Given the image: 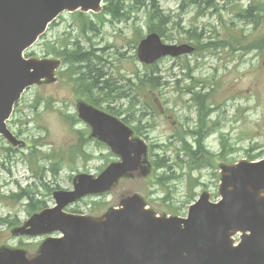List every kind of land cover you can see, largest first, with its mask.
I'll list each match as a JSON object with an SVG mask.
<instances>
[{
	"label": "rangeland",
	"instance_id": "obj_1",
	"mask_svg": "<svg viewBox=\"0 0 264 264\" xmlns=\"http://www.w3.org/2000/svg\"><path fill=\"white\" fill-rule=\"evenodd\" d=\"M160 1L165 13L172 15L164 41L193 43L196 55L165 57L153 65L140 62L137 46L149 25L146 12L135 9L129 19L93 14L92 23L65 12L27 51L42 58L47 45L51 49L76 41L85 50L100 49L96 51L100 60H94L97 66L89 63L90 68L96 74L99 69L110 87L124 86L127 96L112 100L106 94L109 89L102 90L103 82L95 88L89 78L79 79L90 69L83 63L71 67L65 63L56 72V82L45 80L26 90L8 122L20 145L0 136V219L7 220L6 224L0 220V249L21 248L33 258L48 237L15 233L33 212L29 201L20 199L24 191L44 207H52L54 191L72 189L76 175L97 176L118 161L80 118L81 102L91 104L92 99L104 108L111 106L120 112L119 118H127L133 137L152 147L142 171L123 177L103 195L71 204L68 212L101 217L119 206L123 197L137 193L159 215L185 216L191 196L197 199L207 191L212 200L219 198L223 165L264 156V9L260 7L264 0H225L227 5L218 0L221 5H202L203 9L184 0ZM182 3L184 11L179 9ZM250 6L253 21L245 18ZM215 41L216 47L207 45ZM152 70L158 72L161 84L143 86L140 77ZM15 147L16 152L8 150ZM194 149L200 153L196 159L188 154ZM154 161L161 169H155Z\"/></svg>",
	"mask_w": 264,
	"mask_h": 264
},
{
	"label": "water",
	"instance_id": "obj_2",
	"mask_svg": "<svg viewBox=\"0 0 264 264\" xmlns=\"http://www.w3.org/2000/svg\"><path fill=\"white\" fill-rule=\"evenodd\" d=\"M103 0H0V135L14 145L19 140L7 126L22 93L43 79L56 80L60 62L25 59L23 53L62 12H99ZM189 44L164 43L148 34L138 45V57L153 64L165 56L190 53ZM80 117L92 135L121 157L97 177L80 174L74 189L56 191L57 205L35 213L21 235L59 232L47 238L34 259L23 249H0V264H264V158L223 165L220 195L214 202L204 192L187 217L159 216L139 194L122 199L102 217L67 213L64 208L88 194L111 189L122 177L143 170L148 145L117 117L86 102ZM241 233L234 245L233 236Z\"/></svg>",
	"mask_w": 264,
	"mask_h": 264
},
{
	"label": "trees",
	"instance_id": "obj_3",
	"mask_svg": "<svg viewBox=\"0 0 264 264\" xmlns=\"http://www.w3.org/2000/svg\"><path fill=\"white\" fill-rule=\"evenodd\" d=\"M184 2L197 6V7H202V5L212 6L213 0H184ZM131 9H135V11L144 10L146 12V19L148 20L147 22L149 25V30L157 31L161 35L165 34L164 28L168 27L167 24L170 23L172 15L170 13L168 14L165 13L160 0H105L104 13L109 16H112L114 19L131 18V11H130ZM249 12L250 11L247 12V16H246L247 18L252 16V13L250 15ZM78 16L79 18H82L84 22L92 23V20H90L87 15L80 13ZM86 18L88 20H85ZM81 31L83 33L84 29H82ZM82 47L83 46L80 45V43L76 41L70 44L66 43V45H61L59 47L53 46V52L56 53V55L65 57L66 62L70 64H73L76 66V64L83 63L86 66L85 68L88 69L91 67L90 64L94 63V60H100V59L98 58V55L96 54L97 50L91 48V49H86L87 50L86 51ZM73 53H75V55ZM98 64H99V61H98ZM95 65L97 66V64ZM98 71L99 69H97V74H96L95 69L90 68L88 70V73H83L79 79L89 78L92 81V85L95 88L97 87L98 84L103 82L102 84H105L106 86L103 87L102 90L108 88L109 90L106 92V94L110 98L115 99V98H120L121 96H124V95L127 96V94L124 93V86L118 85L115 88L110 87L108 85L110 80L103 79L104 76L98 73ZM87 74H88V77L86 76ZM157 75H158V72L152 70V72L146 74V76L142 78L140 77V82L143 86H147V85L152 86V87L157 86L161 84L160 77ZM113 92H121V94H119V96H115L113 95ZM90 101H92L93 103L95 102L92 99ZM188 154L191 156V158H194V159L200 156L199 150H196V151L193 150V152L189 151ZM157 166L158 168H161L159 163H157ZM14 195L15 194H13V196ZM19 196H20V199L22 200H25V199L29 200L27 207L29 209H32L33 211L44 207L43 205L44 203L42 201H34V199L31 197L29 192L24 191V193ZM189 200L190 201L194 200V197L191 196ZM3 222L5 223L7 222V220L3 219Z\"/></svg>",
	"mask_w": 264,
	"mask_h": 264
},
{
	"label": "flooded vegetation",
	"instance_id": "obj_4",
	"mask_svg": "<svg viewBox=\"0 0 264 264\" xmlns=\"http://www.w3.org/2000/svg\"><path fill=\"white\" fill-rule=\"evenodd\" d=\"M224 5H227V3H225ZM249 8H250V7H249ZM249 8H248V9H249ZM222 37H223V35H222ZM222 37H221V39H222ZM222 40H224V39H222ZM220 42H221V41H220ZM195 48H196V49H195V51L192 53V55H196V54L198 53V48H197V47H195ZM248 53H249V52H248ZM217 56L220 58V55H219V54H217ZM181 57H185V56H179V57H177V58H178V59H181ZM201 112H202V110H201ZM206 115H207V114H205V117H206ZM184 125H185V124H184ZM180 127H181V126H180ZM184 131H186V130H184ZM184 131H183V132H184ZM199 131H200V130H199ZM199 131H198V133H199ZM191 133L193 134L194 132L191 131ZM198 133H197V134H198ZM195 134H196V133H195ZM197 134H196V135H197ZM197 141H198V143H200V141H199L198 139H197ZM200 144H201V143H200Z\"/></svg>",
	"mask_w": 264,
	"mask_h": 264
},
{
	"label": "bare ground",
	"instance_id": "obj_5",
	"mask_svg": "<svg viewBox=\"0 0 264 264\" xmlns=\"http://www.w3.org/2000/svg\"><path fill=\"white\" fill-rule=\"evenodd\" d=\"M211 13V12H210ZM213 14V13H212Z\"/></svg>",
	"mask_w": 264,
	"mask_h": 264
}]
</instances>
